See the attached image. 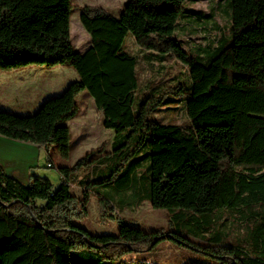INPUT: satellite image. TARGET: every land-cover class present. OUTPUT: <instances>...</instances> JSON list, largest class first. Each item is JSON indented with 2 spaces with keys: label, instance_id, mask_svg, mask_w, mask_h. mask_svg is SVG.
Segmentation results:
<instances>
[{
  "label": "trees",
  "instance_id": "1",
  "mask_svg": "<svg viewBox=\"0 0 264 264\" xmlns=\"http://www.w3.org/2000/svg\"><path fill=\"white\" fill-rule=\"evenodd\" d=\"M195 1L129 0L119 16L83 5L80 20L91 43L78 51L70 35L72 0H0V70L61 64L78 73L33 113L0 109V135L36 144L50 156L53 132L77 115L78 95L88 90L104 127L115 131L109 155L125 145L127 150L129 139L135 145L120 161L143 146L149 149L148 191L139 190L135 175L120 180L123 204L138 206L147 195L154 208L181 211L173 217L176 231L121 222L117 233H93L76 223L88 216L90 189L82 181L83 195L72 193L71 174L106 153L91 158L94 151L88 152L74 165L60 166L64 180L57 187L40 175L25 183L0 163V264H117L130 252L179 241L183 234L219 244L221 233L210 220L184 223L180 215L186 209L196 217L222 208H248L255 223L249 228L252 241L218 246L219 252L236 254L238 264H264V0H231L229 37L196 45L199 55L186 50L176 32L191 35L199 28L219 29V23L214 11L189 9ZM191 24L200 26L186 29ZM129 35L143 58L176 59L188 72L184 82L147 81L150 90L137 108L142 58L128 49ZM171 96L183 97L186 124L151 116ZM133 160L114 165L106 180L117 178L120 169L135 172Z\"/></svg>",
  "mask_w": 264,
  "mask_h": 264
},
{
  "label": "rangeland",
  "instance_id": "2",
  "mask_svg": "<svg viewBox=\"0 0 264 264\" xmlns=\"http://www.w3.org/2000/svg\"><path fill=\"white\" fill-rule=\"evenodd\" d=\"M129 0H72L74 12L71 15L70 35L74 47L78 51H84L91 43L90 34L84 28L80 20V7L83 5H99L112 13L119 16ZM231 0H196L194 3L187 5L189 9L209 13L214 11L216 14L219 29L199 28L191 35L187 31H177L176 36L183 47L193 55L201 54L196 45H208L217 41L221 36L229 37L232 24ZM208 21L212 22V19ZM187 24L184 22L183 24ZM187 28H198L197 24L186 25ZM128 49L139 55L142 60L140 63L139 73L140 81L144 86L139 87L137 91L136 104L141 101L149 92L145 84L150 80L170 79L169 82L174 84L178 77L181 81H186L187 67L182 62L167 58L163 62H156L154 57L145 56L139 49L132 36L127 37ZM204 54V53H203ZM202 54V55H203ZM151 58V60H149ZM24 72L25 82L34 84V89L39 90V98L30 102L28 112L33 113L48 97L58 95L73 80L78 78L76 70L67 65H41L32 64L18 68ZM14 70V69H13ZM172 100L164 103L159 109L152 112L151 116L163 123L186 124L189 122L185 112V102L182 96H171ZM79 111L75 118L63 122L60 127L53 132L50 138L49 159L46 151H42L36 171L38 175L49 178L57 187L64 180L59 171L60 166H72L76 161L88 152H92L91 158L106 153L104 157H99L93 162L84 165L82 169L71 174V191L76 196L83 195V187L80 185L85 181L90 189V200L88 204V216L76 220L80 226L87 228L93 233H117L121 222L140 227L146 231L162 230L164 232L176 231V221L173 217L180 209H157L154 208L145 195L144 200L138 206H128L123 204V192L119 186L120 180H133L134 175L137 177L136 183L139 190L148 191L150 182L149 174V149L143 146L140 150L129 156L125 161H120L125 154L135 145L136 140H131L128 149L127 145L122 146L114 153L112 152V142L115 131L105 128L103 125V114L96 107L94 98L88 90H84L78 95ZM40 107V106H39ZM30 109V110H29ZM124 149V150H123ZM123 150V151H122ZM116 154L115 157H110ZM140 157V160L136 158ZM136 159V160H133ZM133 160L138 166L134 172L127 170L125 173L122 169L118 171L119 176L112 180H106L116 164ZM105 164H100V162ZM49 163L52 165L49 166ZM110 164V168L108 165ZM94 165L96 166L94 169ZM136 173V174H135ZM97 181L89 183L92 179ZM147 186V188L145 187ZM129 198V197H128ZM128 201V200H126ZM181 219L190 222L191 219H208L213 226L221 233V242L213 244L207 238L193 237L183 234L185 238H179V241L164 240L152 249H143L126 254L123 258L127 262H118L117 264H238L237 255L229 251H220L218 246L231 245L239 246L244 242L252 241L250 238L249 228H252L255 219L252 212L240 209L222 208L213 213L202 215L197 214L195 217L191 210H185L181 214ZM209 233H207L208 235ZM212 246V247H211ZM250 249L251 256L255 255L253 246H247Z\"/></svg>",
  "mask_w": 264,
  "mask_h": 264
},
{
  "label": "crops",
  "instance_id": "3",
  "mask_svg": "<svg viewBox=\"0 0 264 264\" xmlns=\"http://www.w3.org/2000/svg\"><path fill=\"white\" fill-rule=\"evenodd\" d=\"M25 78L19 69L0 70V109L27 114L30 102L40 100L39 90L34 89V84L25 82ZM36 106L34 108H39V101ZM42 151L46 150L36 144L0 135V163L8 174L25 183L30 181L31 175H38L36 167ZM46 153L49 158L48 151Z\"/></svg>",
  "mask_w": 264,
  "mask_h": 264
},
{
  "label": "built area",
  "instance_id": "4",
  "mask_svg": "<svg viewBox=\"0 0 264 264\" xmlns=\"http://www.w3.org/2000/svg\"><path fill=\"white\" fill-rule=\"evenodd\" d=\"M49 166H51V165H49Z\"/></svg>",
  "mask_w": 264,
  "mask_h": 264
}]
</instances>
